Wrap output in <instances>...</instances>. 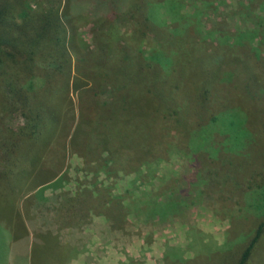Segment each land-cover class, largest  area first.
I'll list each match as a JSON object with an SVG mask.
<instances>
[{"label":"rangeland","instance_id":"1","mask_svg":"<svg viewBox=\"0 0 264 264\" xmlns=\"http://www.w3.org/2000/svg\"><path fill=\"white\" fill-rule=\"evenodd\" d=\"M126 2L68 3L77 7L71 13L72 40L85 58L72 74L83 83L69 90L74 126L82 119L87 130L108 127L110 121H100L109 118L116 105L126 104L127 97L123 85L114 84L115 75L133 80L130 89L155 95L145 80L153 71L146 69L136 78L138 69L126 67V59L140 63L151 52L179 54V48L193 42L204 51L207 44L230 45L235 40L264 58V0H153L147 5L150 15L143 16L125 11ZM23 3L13 16L16 25L51 9L61 14L67 7L66 0ZM146 25L153 26V34ZM163 25L170 29L169 45L162 50L155 36L163 37ZM63 36L69 40L68 34ZM49 44L45 39V50L37 51L26 72L15 64L21 60L0 54V264L233 263L229 253H238L264 216V143L251 135L230 137L217 122H205L182 104L184 117H176L155 99L166 121L165 146L135 168L113 172L102 167L105 154L99 158L95 145L79 150L67 145L45 158L46 168L60 163L53 182L38 188L26 184L24 189L6 183L20 146L15 135L25 123L13 93L23 86L33 93L32 99L44 97L49 89L44 77L51 61ZM93 60L106 61L107 66H93ZM105 74L112 80L104 79ZM79 91L88 105L82 117ZM260 98L264 100L263 92ZM190 102L196 109L205 108L192 94ZM247 264H264V235Z\"/></svg>","mask_w":264,"mask_h":264},{"label":"trees","instance_id":"2","mask_svg":"<svg viewBox=\"0 0 264 264\" xmlns=\"http://www.w3.org/2000/svg\"><path fill=\"white\" fill-rule=\"evenodd\" d=\"M8 1L0 0V54L21 60L22 63L19 61L15 64L19 65V71L26 72L33 65L37 51L45 50L44 40L48 39L50 44L46 52L51 58L44 72L49 88L44 97L32 99L33 93L23 86H18L13 93L17 109L23 110L25 121L15 135L20 146L15 151L12 172L6 178V183H15V188L24 189L26 184L38 188L53 182L60 174V163L46 168L45 162L49 161L45 158L57 150H66L67 145L76 150L95 145L99 158L105 154L100 159L102 167L109 166L113 172L137 167L152 158L165 146L167 132L166 121L160 116L162 109L155 102L157 97L162 104L169 106L176 117H184L187 108L188 113L191 110L193 115L205 122H217L230 137L235 134L234 137L244 139V136L251 135L255 141L264 143V100L260 98V94L264 93V58L247 51L236 40L230 45L219 43L212 47L207 44L204 51L198 48V42H193L184 50L179 48V54L156 56L151 52L147 57L140 58V63L136 58L137 61L134 58L126 59V67L138 69L136 78L141 77L146 69L153 71L145 80L154 86L155 95L138 87L134 91L130 89L133 80H129L128 76L119 79L115 75L114 84L119 82L123 85L121 91L127 97L126 104L116 105L109 111L110 119L100 121H110L108 127L101 132L97 128L91 129L95 131L87 130V124L82 119L74 126L75 114L71 111L74 105L69 90L83 83L80 76L73 78L72 74L76 63L81 62L83 66L85 62L82 48L72 40L74 18L71 13L77 10L76 5L69 6L72 0H66L67 7L61 14L51 9L33 20H23V24L16 25L13 16L24 8V3L23 0ZM148 4H154L153 0H127L124 9L142 16L150 15ZM152 27L146 25V31L153 34ZM167 29L170 26L163 25L161 39L155 36L162 50L169 45ZM63 34H68V41ZM126 44L129 47L130 40ZM98 47L95 43L96 50ZM91 56L94 58L95 54ZM106 63L92 61L93 66L105 67ZM111 77L104 75V79L110 81ZM185 77L192 80H185ZM145 80L141 78V82ZM144 93L148 94L147 98L143 96ZM191 94L198 103L202 102L204 109L195 108L196 105L190 102ZM79 100L78 115L82 117L83 107L88 105L83 102L81 91ZM181 104L186 108L180 109ZM68 112V119H65ZM263 235L264 216L238 253H229L231 264H247ZM45 262L43 260L41 264Z\"/></svg>","mask_w":264,"mask_h":264}]
</instances>
